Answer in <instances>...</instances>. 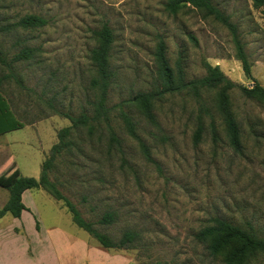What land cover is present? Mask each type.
Listing matches in <instances>:
<instances>
[{
	"label": "rangeland",
	"instance_id": "obj_1",
	"mask_svg": "<svg viewBox=\"0 0 264 264\" xmlns=\"http://www.w3.org/2000/svg\"><path fill=\"white\" fill-rule=\"evenodd\" d=\"M169 2L0 1V25L28 14L48 20L42 28L0 34L10 55L24 47L34 50L31 59L13 65L15 76L2 84L1 94L23 127L0 136L8 143L0 149V182L14 164L27 172L36 160L48 159L59 142V131L71 125L66 114L93 115L97 91L91 85L96 76L91 52L98 45L94 31L108 25L114 32L110 53L114 76L107 102L110 126L94 123L93 134L86 127L73 129L67 138L70 144L57 156L49 177L96 229L115 240L126 231L136 234L130 248L114 249L128 264H226L223 255L212 254L208 243L197 238L215 219L264 238V103L241 89L255 83L264 87V4L213 0L237 26L251 64L249 78L227 26L186 2L172 12ZM160 41L175 71L181 63L186 80L206 75L210 64L238 85L231 91V102L241 130L240 149L231 144L217 110L216 90H205L201 97L188 90L157 96L155 122L130 101L139 92L161 88L155 56ZM8 73L0 67V76ZM122 111L132 118L149 154L127 132ZM12 123L8 114L0 119V130ZM6 191L0 187V197ZM45 191L35 193L47 223L62 213L64 225L69 222L93 239L74 224L63 201ZM106 213H112L114 221L100 224ZM49 264L57 262L51 259ZM250 264H264V254Z\"/></svg>",
	"mask_w": 264,
	"mask_h": 264
},
{
	"label": "trees",
	"instance_id": "obj_2",
	"mask_svg": "<svg viewBox=\"0 0 264 264\" xmlns=\"http://www.w3.org/2000/svg\"><path fill=\"white\" fill-rule=\"evenodd\" d=\"M184 2L203 10L209 16H214L229 28L233 35V40L237 49V57L242 63L244 73L247 77L253 78L251 64L245 53L244 44L239 38L237 26L230 21V17L227 16L223 10L214 5L213 0H170L168 8L172 12H176L181 4L185 5L183 4ZM256 2L258 5L264 4V0H256ZM47 23L48 20L42 16L28 14L21 17L15 23L0 25V34L14 28H42L46 26ZM94 35L98 41V45L91 52L92 61L96 68V76L92 79L91 85L97 91L96 100L92 103L94 106L93 115L90 116L86 112H82L78 116L65 115L71 121V125L59 131V142L52 146L50 156L41 164L42 171L39 178L22 176L16 164L11 167L5 179L0 182V185L6 188L10 193L8 202L0 210V216L11 213L14 217H20L22 211L26 209L21 196L23 192L27 189L41 188L46 190L57 201H63V206H65L67 211L71 214L73 222L96 239L102 248L106 250L127 249L130 248L136 240V234L133 231H126L120 239L115 240L110 235L96 229V224L86 220L77 206L69 198L65 197L57 187V184L51 181L49 177V171L54 165L57 156L69 146L70 143L67 138L70 136L73 129L86 127L89 133L93 134L95 129L94 123L104 121L110 126L111 108L108 107L107 102L111 81L114 76L110 63V53L114 43V32L111 27L104 25L101 29L95 30ZM33 52V49L24 47L18 52L10 55L3 47L0 40V67L9 71L7 75L0 76V119L6 117L8 114L13 116L12 125L4 128V130L1 129L0 134L23 126L12 114L8 103L1 94V88L4 80L14 75L13 65L31 59L33 57ZM155 56L158 64L161 88L157 89L155 92H139L130 101L137 104L151 122H155L153 106L157 96L188 90L194 96L201 97L202 92L205 90H216L217 110L223 119L231 144L236 149H240L241 130L235 113L232 110L231 102V91L238 85L226 76L219 66L210 64L207 65L206 75L186 80L181 63H178L176 71L170 65L167 58V47L164 41L159 42ZM241 89L247 97L256 98L264 103V87L259 83H255L252 87L244 86L241 87ZM120 114L127 132L132 137L138 139L146 154H149L146 145L140 140L136 125L132 118L124 111ZM213 127L214 137H216V129L214 125ZM201 132L202 126H199L196 132L197 141L201 138ZM112 139H116L114 133H112ZM113 221L114 215L112 213H106L99 220V223L111 224ZM197 238L202 242L208 243V248L212 254L223 255L226 264H250L259 254H264L263 237H260L253 230L244 229L224 219H215L214 224L199 231ZM153 264L166 263L157 261Z\"/></svg>",
	"mask_w": 264,
	"mask_h": 264
},
{
	"label": "crops",
	"instance_id": "obj_3",
	"mask_svg": "<svg viewBox=\"0 0 264 264\" xmlns=\"http://www.w3.org/2000/svg\"><path fill=\"white\" fill-rule=\"evenodd\" d=\"M22 127L3 132L0 136ZM4 144L8 143L0 141V149ZM42 163L41 158L36 160L33 169L27 172H23L18 164L17 167L22 176L39 178ZM36 191L45 190L27 189L21 195L26 209L20 217L11 213L0 216V264H49L51 259L57 264H128L122 253L102 248L94 238L82 235L69 222L64 225L62 213L54 214L53 221L47 223L37 204ZM9 195L8 190L1 195L0 210L8 202ZM64 207L59 205V212Z\"/></svg>",
	"mask_w": 264,
	"mask_h": 264
}]
</instances>
